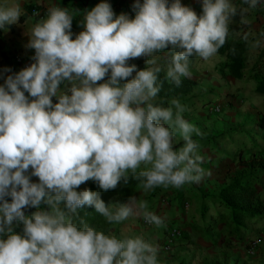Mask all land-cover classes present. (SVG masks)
Segmentation results:
<instances>
[{
	"label": "clouds",
	"instance_id": "obj_1",
	"mask_svg": "<svg viewBox=\"0 0 264 264\" xmlns=\"http://www.w3.org/2000/svg\"><path fill=\"white\" fill-rule=\"evenodd\" d=\"M198 3L199 13L181 0H133L129 15L100 0L74 34L81 13L40 0L44 14L34 9L25 33L31 62L0 68V264H161V245L125 222L163 228L167 217L136 195L106 204L100 193L130 180L146 194L210 176L205 134L177 96L159 97L158 74L179 87L193 78V57H217L234 34L264 50V0ZM24 15L20 0H0V31ZM141 58L143 69L130 63ZM89 181L100 191L78 190ZM87 207L122 226L119 235L91 226L80 216Z\"/></svg>",
	"mask_w": 264,
	"mask_h": 264
},
{
	"label": "crops",
	"instance_id": "obj_2",
	"mask_svg": "<svg viewBox=\"0 0 264 264\" xmlns=\"http://www.w3.org/2000/svg\"><path fill=\"white\" fill-rule=\"evenodd\" d=\"M25 15L18 25L10 26L8 31H0V68L10 67L19 71L13 64L12 57L26 58L31 49H26L28 37L26 28L38 17L27 12V7L39 8L40 0H20ZM61 7L78 10L81 15L74 17L72 31L79 33L83 12L91 9L100 0H51ZM116 14L127 12L132 15L133 0H108ZM198 13V0H181ZM238 2V0H237ZM49 3V0H44ZM43 15L45 9H38ZM257 15L264 17V10ZM233 28L236 27L234 24ZM264 27V25H261ZM238 40L239 35L230 36ZM224 59L221 56L209 61L193 57L191 61L195 84L189 93L177 95L181 103L188 106L185 118L194 123L205 134L201 139L203 153L207 162L203 165L211 175L200 184L185 185L183 188H158L150 193H142L139 184L131 195L149 202L150 210L166 216V224L175 226L181 235L175 241L173 251L165 254L161 251V264H264V218L243 219L238 224L231 222L230 210L219 200L220 189L235 178L242 177L256 190L258 199L264 204V168L247 167L241 162L253 157H263L264 139L262 130L256 126L259 116H264V96L255 91L257 79L264 73V50L250 51L245 46L244 66L241 77L229 76L221 68ZM138 68L145 67L144 59L130 61ZM165 76V73L161 71ZM2 83V81H0ZM223 104L219 114H212L209 108L216 103ZM199 139V138H197ZM36 178L33 177V181ZM90 182V181H89ZM87 182L80 189L88 188ZM115 201L111 198L107 203ZM187 202L188 207L183 208ZM35 211V209H30ZM134 234H144L146 238L157 241L160 245L164 235L163 228H146L141 220L125 222ZM105 230L111 229L119 235L122 226L106 224ZM21 227H15L16 232ZM259 240L254 253L249 254V244Z\"/></svg>",
	"mask_w": 264,
	"mask_h": 264
},
{
	"label": "trees",
	"instance_id": "obj_3",
	"mask_svg": "<svg viewBox=\"0 0 264 264\" xmlns=\"http://www.w3.org/2000/svg\"><path fill=\"white\" fill-rule=\"evenodd\" d=\"M35 8L27 7V12H31ZM22 19V18H21ZM237 49L236 55H232L229 51L230 48ZM244 51L245 44L240 39L235 40L229 37L228 43L219 50V56L223 57L224 61L221 63V68L228 71L229 76L233 78L241 77V70L244 66ZM158 81L162 82V88L159 97L169 98L177 95L189 93L195 84L189 79H184L182 84L177 87L172 83L165 80L162 73L158 74ZM255 91L264 96V73L257 79ZM256 126L262 130L264 139V116H259L256 121ZM247 167L251 168H264V159L261 157L252 158L249 161L241 162ZM138 182L130 180L127 185H121L114 191L101 192V199L107 202L114 198L115 201H124L130 196ZM88 189L92 191H100L97 185L90 181ZM220 202L230 210L231 222L238 224L243 219L251 218H264V204L258 199L256 190L250 185L249 180L242 177L235 178L229 184L223 186L219 191ZM85 213H88L85 215ZM80 216L91 225L98 229L105 230L106 225L103 217L95 212L94 208L87 207L80 211Z\"/></svg>",
	"mask_w": 264,
	"mask_h": 264
},
{
	"label": "built area",
	"instance_id": "obj_4",
	"mask_svg": "<svg viewBox=\"0 0 264 264\" xmlns=\"http://www.w3.org/2000/svg\"><path fill=\"white\" fill-rule=\"evenodd\" d=\"M32 12L33 10L31 11V13ZM33 54H34L33 50H31V52L26 58H21L20 56L15 55L12 57V62L13 64L17 65L19 68H23L31 62L30 57ZM220 108L221 107L217 104L213 105L212 107L209 108V112L212 114H217L220 111ZM263 157H264V149H263ZM182 206L183 208H187L188 207L187 202H184ZM141 223L146 228L155 227L153 225L146 224L143 220H141ZM180 235H181V231L177 227L166 224V227H164V235L161 243V251L165 254H169L170 252H172L175 241L179 238ZM257 242H259L258 239L252 241L249 244V249H248L249 254L254 253V249L255 246L257 245Z\"/></svg>",
	"mask_w": 264,
	"mask_h": 264
},
{
	"label": "rangeland",
	"instance_id": "obj_5",
	"mask_svg": "<svg viewBox=\"0 0 264 264\" xmlns=\"http://www.w3.org/2000/svg\"><path fill=\"white\" fill-rule=\"evenodd\" d=\"M216 103H218V101H217ZM214 105H216V104H214ZM217 105H219L220 107H223V104H221V103H218ZM211 107H212V106H211ZM221 109H222V108H220V111H219L217 114H219V113L221 112Z\"/></svg>",
	"mask_w": 264,
	"mask_h": 264
}]
</instances>
